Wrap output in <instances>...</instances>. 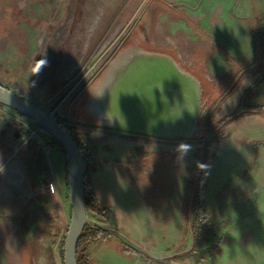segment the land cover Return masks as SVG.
Segmentation results:
<instances>
[{"label": "rangeland", "instance_id": "obj_1", "mask_svg": "<svg viewBox=\"0 0 264 264\" xmlns=\"http://www.w3.org/2000/svg\"><path fill=\"white\" fill-rule=\"evenodd\" d=\"M7 1L11 9L17 3L14 21L38 24L30 74L53 55L56 81L67 87L78 82L54 115L72 122L67 128H76V139L93 157L100 150L98 127L85 128L95 119L83 110L84 101L73 102L93 76L84 75L86 69L95 61L97 73L127 34L124 46L133 42L177 56L206 96L204 137L176 142L198 150L202 222H195L191 208L199 180L189 189L187 182L195 164L182 163L177 153L151 155L145 166L133 157L134 198L115 176L107 178L114 197L104 194L102 206L118 230L108 231L115 235L111 242L90 246L93 264H264V116L229 122L225 137L212 144L223 120L244 111L243 96L249 106H264V0H50L37 16L27 11L33 0ZM7 62L3 69L11 68ZM16 67L21 75L29 72L27 63ZM10 113L0 114V264H64L61 245L72 212L68 159L35 123ZM165 141L174 140L159 142ZM23 172L38 190L18 189ZM130 230L150 238L137 242ZM124 244L138 253L124 255Z\"/></svg>", "mask_w": 264, "mask_h": 264}, {"label": "water", "instance_id": "obj_2", "mask_svg": "<svg viewBox=\"0 0 264 264\" xmlns=\"http://www.w3.org/2000/svg\"><path fill=\"white\" fill-rule=\"evenodd\" d=\"M127 37L128 34L110 52L97 73L95 69L88 71L95 61L90 64L84 75L88 71L93 76L73 103L84 101L83 110L94 117L96 123L93 125L98 128L159 140L203 138L205 130L199 121L208 115V107L202 101L204 91L200 80L178 57L133 42L124 46ZM77 83L72 82L60 94L58 105ZM0 105L30 118L67 154L72 212L65 239L64 262L78 264L77 246L88 224L84 194L85 157L53 111L45 110L1 84Z\"/></svg>", "mask_w": 264, "mask_h": 264}, {"label": "crops", "instance_id": "obj_3", "mask_svg": "<svg viewBox=\"0 0 264 264\" xmlns=\"http://www.w3.org/2000/svg\"><path fill=\"white\" fill-rule=\"evenodd\" d=\"M3 1L5 2L3 3L0 0V51H4L5 54L3 55L4 58L0 56V70H2L0 71V84L6 88H10L14 93L22 97L34 93L42 95L39 99L35 98V100L29 98V100L42 106L45 110L57 111L59 109L58 100L60 94L67 85L63 86L64 83L56 81L58 75L56 76L53 71L54 67L50 64L54 63L56 58L53 55H50V61L45 57L44 61L47 62L48 65L44 66V64H41L39 67H42V70H39L38 68V73L37 69L36 72H34L35 74L32 73L35 77L30 74V72H32L31 63L34 59L33 50L38 46L34 32L37 30L36 26H38V24L33 22L27 23L25 22L26 19L23 20V18L14 21L12 18V10L17 7V3L14 4L15 7L11 9V4H9L7 0ZM49 6H52V1L50 0H33V2L27 4V11L29 12L28 14L33 16L36 14L35 16H37L44 7ZM52 45L55 46L54 42ZM53 51L54 49L52 52ZM7 61L10 62L11 68L3 69L9 65ZM16 63H27L29 72L21 75L16 67ZM50 84H53L54 87H51ZM24 98L28 99L26 96ZM95 133L98 134L96 142H98L100 150L98 151L97 157H93V151H91L89 161L93 157L95 158L96 163L93 162L92 173H87V181L101 204L102 202L103 204L107 203L104 201V194H109L111 197H114L112 186L111 190L109 188L108 177L115 176L120 187L122 186L128 192L129 196L132 198L135 197L137 189L129 179V176L133 177V175L136 174L131 168V159L133 157L136 160L142 161L143 166H145L151 155L157 153H177L182 163L184 160L189 161V167L192 169L193 164H195V171H192L191 173L188 172V189L191 181L195 180L199 174L197 172L198 165L200 164L199 157L197 156L198 150L193 149L191 145L182 146L176 144L179 140L165 141L166 143H164L159 142L163 140L155 138L130 135L103 128H98V131ZM89 164L90 163L88 162V166ZM46 170L49 175H51V173L53 174L52 166L48 163H46ZM66 177L68 179L69 176ZM25 186L32 192L38 190L36 189L37 187L32 185L28 175L23 172V179L17 187L22 190ZM3 189L2 185H0V190ZM108 206L113 205L110 202L108 203ZM50 215L52 216V214ZM128 233L137 242L150 238L145 237V233L141 234L138 230H130ZM9 247L11 249L13 248V246L8 245L5 248L9 249Z\"/></svg>", "mask_w": 264, "mask_h": 264}, {"label": "trees", "instance_id": "obj_4", "mask_svg": "<svg viewBox=\"0 0 264 264\" xmlns=\"http://www.w3.org/2000/svg\"><path fill=\"white\" fill-rule=\"evenodd\" d=\"M177 57V56H176ZM205 95L203 94V104L206 105V99H205ZM242 103V109L244 110L242 113H240L239 115L235 116H230L227 119H224L222 122V125L219 127V132L215 135V137L212 139V144H217L219 142H221L222 138L225 137V126L226 124H228L229 122L240 118L242 116H248V115H259V116H264V106H249L246 104L245 101V97H242L241 100ZM23 118H25L28 121L33 122L30 118L22 116ZM210 118V116H207V118L205 119H200L199 121V125H202V123L206 120V126L208 124V119ZM34 123V122H33ZM77 124H80L81 126H83L80 122H76ZM62 127L65 129L66 132H68L76 141V143L78 144L79 148L81 149L84 157H85V162H86V166H88V162H89V158L91 157V151L88 150L87 152L85 151V147L84 145H82L75 137L76 135V128H72L69 129L66 126H64L63 124H61ZM85 128H96L95 125H89V126H84ZM37 128L40 132L44 133L46 136L50 137L53 142L60 147L64 152L65 150L63 149V147L57 142L55 141L47 132H45L41 127H39L37 125ZM109 130V129H107ZM88 133H90V131L87 130ZM86 132V133H87ZM85 133V134H86ZM88 133L86 134V137L88 136ZM204 154H205V159L208 156V151H207V147L206 150H204ZM65 155L67 157V154L65 152ZM68 159V157H67ZM204 167V166H203ZM67 169L69 170V165L67 164ZM199 174L197 176V178L195 180H192L190 183V187H192L197 179L199 180ZM69 179V177H68ZM201 179L199 180L198 185L196 186L195 190H194V194H193V200L191 203V208L192 210L197 212V216H196V223H200L202 222V219L200 217V213L199 211H201V201H202V187H201ZM85 206H86V210L89 214L97 216L103 220H108V211L107 208L103 207L102 204L99 202V200L97 199L93 189L91 188L90 184L87 181V176H86V181H85ZM113 237L115 238V235H113L112 233L100 229V228H91L90 226H86V228L84 229L81 238L78 242V246H77V263L78 264H93L92 259L89 256V248L91 245L97 244V243H105V242H111L113 240ZM64 246H65V238L62 242L61 245V253H62V257H63V262H64ZM123 253L124 255L128 256L130 254H136L138 253V251L134 248H131L128 245L123 246ZM178 255V258L182 256ZM151 261L154 262H158L155 259L150 258ZM65 264V262H64Z\"/></svg>", "mask_w": 264, "mask_h": 264}, {"label": "built area", "instance_id": "obj_5", "mask_svg": "<svg viewBox=\"0 0 264 264\" xmlns=\"http://www.w3.org/2000/svg\"><path fill=\"white\" fill-rule=\"evenodd\" d=\"M10 112H13L19 118L18 120H24L25 119V118L23 119V117L21 118L20 114L18 112H16L15 110L0 105V114H2V115L4 113L11 114ZM52 113L55 114V111H53ZM58 120L60 121L61 124H63L66 127L73 126V124H72V122L70 120H67V119L66 120L58 119ZM108 214H109L108 215V220H103V219H101V218H99L97 216H94V215L88 217V226H90L91 228H100V229L115 233L118 230V227H116V223H115V220H114L113 213L112 212H108Z\"/></svg>", "mask_w": 264, "mask_h": 264}, {"label": "bare ground", "instance_id": "obj_6", "mask_svg": "<svg viewBox=\"0 0 264 264\" xmlns=\"http://www.w3.org/2000/svg\"><path fill=\"white\" fill-rule=\"evenodd\" d=\"M92 66H94V65H92ZM92 66H91V67H92ZM91 67L88 69V71H91V69H92V70L94 69V67H92V68H91ZM88 71H87V73H88Z\"/></svg>", "mask_w": 264, "mask_h": 264}, {"label": "flooded vegetation", "instance_id": "obj_7", "mask_svg": "<svg viewBox=\"0 0 264 264\" xmlns=\"http://www.w3.org/2000/svg\"><path fill=\"white\" fill-rule=\"evenodd\" d=\"M146 49H148L146 46H145Z\"/></svg>", "mask_w": 264, "mask_h": 264}]
</instances>
